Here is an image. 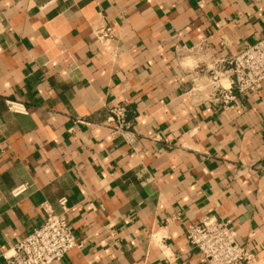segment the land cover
Listing matches in <instances>:
<instances>
[{"label": "crops", "instance_id": "obj_1", "mask_svg": "<svg viewBox=\"0 0 264 264\" xmlns=\"http://www.w3.org/2000/svg\"><path fill=\"white\" fill-rule=\"evenodd\" d=\"M263 33L264 0H0V255L64 198L80 247L53 264H204L185 236L203 217L264 264V81L224 106L191 79L201 43L234 57ZM121 103L132 147L107 123Z\"/></svg>", "mask_w": 264, "mask_h": 264}, {"label": "built area", "instance_id": "obj_2", "mask_svg": "<svg viewBox=\"0 0 264 264\" xmlns=\"http://www.w3.org/2000/svg\"><path fill=\"white\" fill-rule=\"evenodd\" d=\"M112 36L111 29H101L97 32L98 41H108ZM205 43H201L198 52L204 60L194 65L191 79L196 80L201 75L208 74V87L219 95V102L224 106L234 102L237 96L256 93L264 81V33L254 44L244 47L234 57H208ZM230 73V87L219 84V75ZM11 113L24 114L25 107L17 102L5 101ZM110 134L120 138L124 144L133 146L135 134L127 121L126 105L121 103L109 109L107 118ZM27 189L21 184L11 191L18 196ZM61 214H47L44 223L23 237L11 249L1 253L0 258L6 264H53L60 262L80 244L64 219L67 212L66 199L58 201ZM188 243L198 251L204 264H252V253L240 246L233 228L215 217H203L189 223L185 232Z\"/></svg>", "mask_w": 264, "mask_h": 264}]
</instances>
